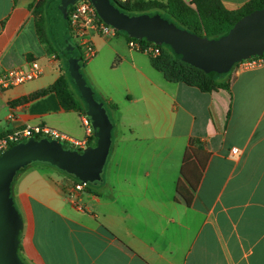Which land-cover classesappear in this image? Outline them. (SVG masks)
Returning a JSON list of instances; mask_svg holds the SVG:
<instances>
[{
	"label": "crops",
	"instance_id": "crops-1",
	"mask_svg": "<svg viewBox=\"0 0 264 264\" xmlns=\"http://www.w3.org/2000/svg\"><path fill=\"white\" fill-rule=\"evenodd\" d=\"M43 1L0 0V75L31 61L43 69L0 93V136L45 125L89 142L88 115L63 110L51 91L65 64L49 61L56 55L51 23L52 46L38 31L35 9ZM249 1L220 3L236 11ZM93 40L87 81L113 123L104 184L92 194L76 191L54 167L26 170L14 185L25 263L264 264V66L239 63L227 78L230 90L203 92L166 79L152 63L157 56L130 47L117 29ZM193 139L200 144L185 172L194 190L182 175ZM180 180L190 205L178 193Z\"/></svg>",
	"mask_w": 264,
	"mask_h": 264
},
{
	"label": "water",
	"instance_id": "water-1",
	"mask_svg": "<svg viewBox=\"0 0 264 264\" xmlns=\"http://www.w3.org/2000/svg\"><path fill=\"white\" fill-rule=\"evenodd\" d=\"M77 1L55 0L49 11L50 23L61 61L68 63V71L87 104L95 143L80 150L60 140L31 137L11 145L0 155V264H26L19 255L24 221L12 193L19 172L42 163L75 177L82 184H104V172L113 144V123L105 103L95 98L93 88L84 77L83 59L74 55L77 45L67 38L69 7ZM90 2L108 25L131 38L169 45L184 62L210 75L227 74L236 64L264 55V9L242 17L223 38L209 40L182 30L161 16L129 15L110 0Z\"/></svg>",
	"mask_w": 264,
	"mask_h": 264
},
{
	"label": "trees",
	"instance_id": "trees-1",
	"mask_svg": "<svg viewBox=\"0 0 264 264\" xmlns=\"http://www.w3.org/2000/svg\"><path fill=\"white\" fill-rule=\"evenodd\" d=\"M110 1L120 11L126 14L149 15L151 17L161 16V18L168 21L169 23L175 24L180 29L184 31H188L191 34H194L198 37L207 38L209 40H219L223 38L232 30L235 24L242 17L256 10L264 9V0H250L247 4H245L243 7H241L236 11H229L225 9L220 3V0H193L192 4L194 5V8L192 6L187 5L183 0H167L165 3L156 0H125V1L110 0ZM54 2L55 0H47V2L46 1L40 2L35 9V13L37 16L38 31L43 41L44 38H43L42 24H47V28H48L50 23L49 11ZM117 5L121 6L123 9H120ZM72 6L69 7L70 10L72 9ZM118 32L125 35L128 38L129 42L131 41L139 42L143 46V48L148 46H155L159 48L160 55H158L157 57H152V63L154 67L158 71L163 73L166 79H168L169 81L182 82L191 86H195L198 87L203 92H213L215 90H220V89L230 90V84L227 78L232 72V70L227 74L216 73L214 75H210L205 73L201 69H198L184 62L182 56L176 53L173 50V48L169 45H165V44L156 45L153 44L152 42H149L146 39L138 40L129 37L124 32H120V31ZM51 36H52V43L54 45L52 46L50 41H48L49 45L52 46L50 47V52L56 54L60 58V50L59 47L57 46L55 37L53 36V34ZM67 38L70 39L68 35ZM74 55L82 57L81 50L78 48V50L74 52ZM63 63L65 64L64 72L55 82L51 91L56 93L63 110L68 112L76 111L88 115L87 104L83 99L81 92L77 88L74 79L71 77L68 71V63L67 62H63ZM87 64L88 62L82 60V65L84 66L82 70L83 74ZM94 92H95V98L98 101L103 102V100L98 96V93L95 90ZM40 94H44V93H40ZM113 108L116 109L117 106L114 105ZM4 136H6V134L1 135L0 139L3 138ZM94 143H95V138L94 139L92 138L89 141V146L94 145ZM199 144L200 142L197 140L193 139L191 141L190 148L187 149L184 157V167L182 169V175L184 176V179L193 190L195 189L196 185L191 179H189V177H187V174L185 172V165L189 163L190 159L193 156L192 146L193 145L199 146ZM66 145L70 146L69 144ZM35 164H42V163H35ZM33 165L28 166L27 168H25L24 171H21L17 174V177L12 185V193L17 179ZM44 165L51 166L49 164H44ZM61 172L72 178L77 184L80 183V181L75 177L63 171ZM102 186L87 185L86 191L95 194L97 190L100 189ZM178 193L185 199L188 205L192 203L193 195L191 193V190L186 186V184L182 180H180L178 183ZM19 255L22 258V260L25 262V260L21 255V245L19 247Z\"/></svg>",
	"mask_w": 264,
	"mask_h": 264
},
{
	"label": "built area",
	"instance_id": "built-area-1",
	"mask_svg": "<svg viewBox=\"0 0 264 264\" xmlns=\"http://www.w3.org/2000/svg\"><path fill=\"white\" fill-rule=\"evenodd\" d=\"M125 1V0H123ZM187 5L193 6V0H183ZM69 34L74 43L81 50L84 61L89 62L97 55V49L94 44V35L109 37L114 35L116 29L105 23L98 15V12L90 0H78L69 12L68 22ZM130 47L140 51L150 53L154 56L160 55V49L155 46H143L136 41L130 42ZM51 64H58L60 58L52 55L49 59ZM245 68L252 69L264 66V55L253 57L240 62ZM43 73L42 66L38 61H31L27 67L17 70H10L0 75V93L11 88L23 85L27 82L41 77ZM83 123L87 132L92 133V126L88 116L83 118ZM31 137H47L51 140H60L69 144L73 148L84 150L89 146L87 139L78 140L62 133L61 131L45 125H27L8 133L0 139V155H2L11 145L26 141ZM234 155H238L239 149H232ZM86 184L81 182L75 185L76 191H84Z\"/></svg>",
	"mask_w": 264,
	"mask_h": 264
},
{
	"label": "rangeland",
	"instance_id": "rangeland-1",
	"mask_svg": "<svg viewBox=\"0 0 264 264\" xmlns=\"http://www.w3.org/2000/svg\"><path fill=\"white\" fill-rule=\"evenodd\" d=\"M120 9H123L121 6H119V5H117ZM46 30H47V24H42V31H43V38H44V41L46 42V44H49L48 43V40H47V36H46ZM120 34H122V33H120ZM69 37H70V39L74 42V40L71 38V36H70V34L68 33L67 34ZM88 66V65H87ZM84 77H85V79L86 80H88V78H87V75H86V70H84ZM88 82V81H87ZM89 83V82H88ZM91 86V85H90ZM92 87V86H91ZM93 88V87H92ZM37 165H44V164H35V165H33V166H37ZM19 179V178H18ZM17 179V180H18ZM17 182V181H16ZM16 184V183H15ZM13 193H14V188H13Z\"/></svg>",
	"mask_w": 264,
	"mask_h": 264
}]
</instances>
